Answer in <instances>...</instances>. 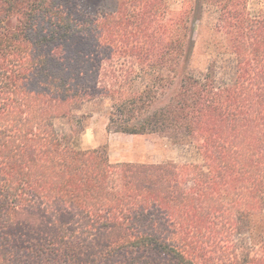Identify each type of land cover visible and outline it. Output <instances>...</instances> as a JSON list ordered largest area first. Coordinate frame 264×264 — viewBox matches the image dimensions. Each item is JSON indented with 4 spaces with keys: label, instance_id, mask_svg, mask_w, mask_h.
I'll use <instances>...</instances> for the list:
<instances>
[{
    "label": "trees",
    "instance_id": "16d2710c",
    "mask_svg": "<svg viewBox=\"0 0 264 264\" xmlns=\"http://www.w3.org/2000/svg\"><path fill=\"white\" fill-rule=\"evenodd\" d=\"M109 4L0 0V264H264V4ZM206 4L220 63L196 74ZM97 102L199 162L82 149Z\"/></svg>",
    "mask_w": 264,
    "mask_h": 264
},
{
    "label": "rangeland",
    "instance_id": "374dc122",
    "mask_svg": "<svg viewBox=\"0 0 264 264\" xmlns=\"http://www.w3.org/2000/svg\"><path fill=\"white\" fill-rule=\"evenodd\" d=\"M83 8L94 10L106 9L109 3H119L122 0H81ZM193 0H172L179 10H187ZM264 0H250L252 12H257ZM112 7V6H110ZM87 10V9H86ZM216 5L206 4L201 21L195 31L196 45L190 63L189 71L205 74L213 62L220 63L217 54L221 46V36L215 31L218 22ZM110 108L102 102L92 103L85 107V112L91 119L87 130L78 138L79 146L84 150L105 148L113 162H130L137 164H161L170 161L178 163L199 162L200 157L194 147L186 144H174L170 138L151 133L146 135H129L110 132ZM67 126L66 122L63 123ZM62 124V125H63ZM264 238V236H262Z\"/></svg>",
    "mask_w": 264,
    "mask_h": 264
}]
</instances>
